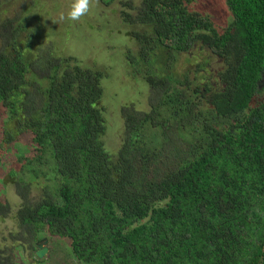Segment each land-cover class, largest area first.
I'll use <instances>...</instances> for the list:
<instances>
[{
    "label": "trees",
    "instance_id": "16d2710c",
    "mask_svg": "<svg viewBox=\"0 0 264 264\" xmlns=\"http://www.w3.org/2000/svg\"><path fill=\"white\" fill-rule=\"evenodd\" d=\"M191 2L142 0L136 16L124 13L147 27L131 33L142 47L125 56L154 101L122 104L112 152L104 72L53 51L31 59L19 24L4 27L0 144L31 142L14 160L24 196L47 181L42 200L26 199L15 216L35 239L69 238L82 264H264V0H226L225 28ZM198 44L221 70L200 64L180 78L149 65L156 51L169 59Z\"/></svg>",
    "mask_w": 264,
    "mask_h": 264
},
{
    "label": "rangeland",
    "instance_id": "374dc122",
    "mask_svg": "<svg viewBox=\"0 0 264 264\" xmlns=\"http://www.w3.org/2000/svg\"><path fill=\"white\" fill-rule=\"evenodd\" d=\"M108 1L93 0L90 12L80 21L71 22L59 18L61 14L66 15L73 0H0V46L8 41L4 27L11 26L10 29H14L19 24L16 36L18 46L30 54L31 59L36 54L52 58L49 53L53 51L55 56L70 55L84 67L103 71V101L108 108V129L103 140L107 150L112 152L123 141L124 117L119 108L122 104H132L134 99L136 106H143L147 101L153 102L154 96L148 93L150 86L141 75L138 80L130 74L133 67L125 56L130 52L137 54L142 47L131 33L143 32L147 27L123 18L124 13L136 16L142 0ZM189 8L197 14L211 17L222 28L227 27L231 19L226 0H192ZM156 53L149 65L162 76L183 78L184 74L193 77L200 64L214 71L222 69L219 58L200 44L169 59L165 53ZM127 97L132 99L128 100ZM262 99L264 91L256 96V100ZM2 110L0 103V131L4 122ZM31 149L27 137L18 142L0 144V201L4 199V204L0 205V264H82L74 255L69 238L45 231L39 233V237L41 240L46 237L48 241L39 243L47 246L49 251L43 257H38L35 251L39 239H35L17 221L15 215L20 205L27 200H42V186L47 183L46 178L40 175L32 182L27 195L24 196L20 189L19 184L24 175L14 160L30 154ZM37 169L47 171L45 166ZM31 177L30 174L25 175L27 181H32Z\"/></svg>",
    "mask_w": 264,
    "mask_h": 264
},
{
    "label": "clouds",
    "instance_id": "9594fccd",
    "mask_svg": "<svg viewBox=\"0 0 264 264\" xmlns=\"http://www.w3.org/2000/svg\"><path fill=\"white\" fill-rule=\"evenodd\" d=\"M92 6L93 0H73L66 15L61 14L59 19L78 22L90 12Z\"/></svg>",
    "mask_w": 264,
    "mask_h": 264
},
{
    "label": "water",
    "instance_id": "95a60500",
    "mask_svg": "<svg viewBox=\"0 0 264 264\" xmlns=\"http://www.w3.org/2000/svg\"><path fill=\"white\" fill-rule=\"evenodd\" d=\"M264 79H262V81H263ZM43 240V242L44 243H47V241H48V239L45 237V238H43L42 239ZM49 251V248L47 247V246H45V245H43V244H40L39 246H38V249L35 251L36 252V255L38 256V257H43L47 252Z\"/></svg>",
    "mask_w": 264,
    "mask_h": 264
},
{
    "label": "flooded vegetation",
    "instance_id": "af4514ba",
    "mask_svg": "<svg viewBox=\"0 0 264 264\" xmlns=\"http://www.w3.org/2000/svg\"><path fill=\"white\" fill-rule=\"evenodd\" d=\"M42 241H43V240L40 239L37 243L42 242ZM39 245H40V243L38 244V246H39Z\"/></svg>",
    "mask_w": 264,
    "mask_h": 264
}]
</instances>
